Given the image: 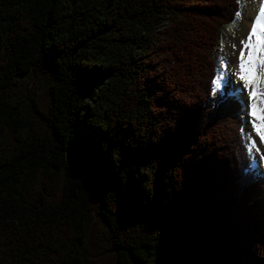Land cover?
<instances>
[{"label": "trees", "instance_id": "obj_1", "mask_svg": "<svg viewBox=\"0 0 264 264\" xmlns=\"http://www.w3.org/2000/svg\"><path fill=\"white\" fill-rule=\"evenodd\" d=\"M241 0H0V264H264L243 105L212 93Z\"/></svg>", "mask_w": 264, "mask_h": 264}, {"label": "bare ground", "instance_id": "obj_2", "mask_svg": "<svg viewBox=\"0 0 264 264\" xmlns=\"http://www.w3.org/2000/svg\"><path fill=\"white\" fill-rule=\"evenodd\" d=\"M261 7H264V0H253L247 7L242 30L237 36H233L231 40L228 53L230 64L226 70L224 82L230 81L245 100L247 105L246 113L248 130L251 133L252 140H255L257 144V148L254 149L256 158L255 165L260 167L261 173L264 174V143H262L259 136L253 132V125L250 123L249 118L250 110L256 111L258 115H264V112L261 111L264 110V75H261V69L259 65H257L256 79H254L252 83H248L246 80L242 81L240 79V75L246 74L241 73L239 70V53L243 48L241 41L247 37L255 18L259 15ZM253 41H255V37H253ZM243 50L245 52V57H247L249 50ZM250 92H255L256 95L250 97ZM250 105H255V108L250 109ZM252 119H255V117H252Z\"/></svg>", "mask_w": 264, "mask_h": 264}, {"label": "snow or ice", "instance_id": "obj_3", "mask_svg": "<svg viewBox=\"0 0 264 264\" xmlns=\"http://www.w3.org/2000/svg\"><path fill=\"white\" fill-rule=\"evenodd\" d=\"M239 15V13H237ZM255 37V41H253ZM243 45L242 50L239 53V70L246 75H240L242 81L252 83L256 79V68L259 65L261 69V75H264V7H261L259 15L255 18V21L249 31L247 37L241 41ZM243 49H248V55L245 57ZM223 85V78L217 76L212 81V93L215 94L218 89ZM247 86V85H246ZM255 92H250L249 96H255ZM255 105H250V109H254ZM264 112V110H261ZM255 117V119H252ZM250 123L253 125V132H255L262 143H264V115H258L256 111L250 110L249 112ZM257 148L255 140H251L249 151Z\"/></svg>", "mask_w": 264, "mask_h": 264}, {"label": "rangeland", "instance_id": "obj_4", "mask_svg": "<svg viewBox=\"0 0 264 264\" xmlns=\"http://www.w3.org/2000/svg\"><path fill=\"white\" fill-rule=\"evenodd\" d=\"M252 1L253 0H241V8L239 11V15H237L236 19L233 20L231 23L222 26V28L220 29L218 44L212 53L213 57L216 60V64H217L216 77L219 75L223 78V85L217 91H219L222 94L223 89H225V92L227 93V95L236 96L243 105V109H242V116L244 119L243 134H244L245 142L248 146V149H249L252 137H251V133L248 130V126H247V113H246L247 105L245 103L243 96L239 93V91H237L234 85L230 81L224 82V78L226 76V70L228 69V66L230 64L228 53L230 49L231 40L233 36H237L242 30L247 7ZM216 77L214 79H216ZM249 152L252 157V163L250 164L251 169L256 170L259 177L264 176V174L261 173L260 167L255 165L256 158H255L254 149Z\"/></svg>", "mask_w": 264, "mask_h": 264}]
</instances>
